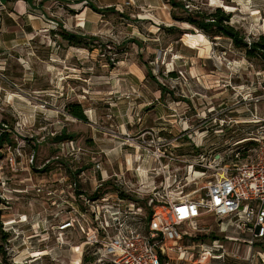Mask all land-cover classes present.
Here are the masks:
<instances>
[{
  "label": "rangeland",
  "instance_id": "rangeland-1",
  "mask_svg": "<svg viewBox=\"0 0 264 264\" xmlns=\"http://www.w3.org/2000/svg\"><path fill=\"white\" fill-rule=\"evenodd\" d=\"M20 1L0 0V140L7 139L0 144V229L7 240L0 239V264H111L84 245L81 232L59 230L74 215L70 206L83 211L70 189L73 180L92 196L100 176L91 174L96 164L102 171L125 172L127 156L134 171L125 182L131 191L142 188L135 169L146 172L148 164L132 166L138 141L152 128L177 135L178 123L186 119L193 127L203 124L178 142L174 155H196L193 142L200 138L205 147L228 152L254 128L233 121L264 116V64L248 60L226 38L207 39L173 20L166 0H30L24 10ZM175 1L189 12L222 9L246 42L264 36V0ZM63 33L78 37L82 47L69 45ZM68 103L82 106L85 122L66 113ZM149 167V175L158 169ZM180 175L184 193L207 180L186 185ZM217 223L198 222L208 230L194 232V243L220 239L231 249ZM227 235L248 238L233 228ZM252 255L249 261L241 253V260L212 264H262L264 241ZM195 260L196 255L186 261L175 257L172 264H198Z\"/></svg>",
  "mask_w": 264,
  "mask_h": 264
},
{
  "label": "built area",
  "instance_id": "built-area-1",
  "mask_svg": "<svg viewBox=\"0 0 264 264\" xmlns=\"http://www.w3.org/2000/svg\"><path fill=\"white\" fill-rule=\"evenodd\" d=\"M221 123L218 127H224ZM233 123L254 128L252 133L230 144L228 152L207 148L200 138L198 143L193 142L199 153L191 157L176 156L175 149L179 148V141L203 123L193 127L186 119L178 123L180 132L177 135L165 128L149 129L144 134L149 139L143 136L138 141L132 161V166L133 163L148 164L146 172L140 166L135 169L139 178L138 172H143L142 188L131 191L125 182V175L134 171L128 168L127 157L125 172L101 178L92 196L73 180L70 189L83 206V213L70 206L74 211L70 214L74 215L62 221L59 230L81 232L84 245L96 248V253L111 264H172L175 257L186 261L194 259L195 255V263L212 264L228 259L241 260V253H245V261L251 260L255 244L264 241V116L252 115V119L234 120ZM69 142L72 151H77L73 141ZM33 160L31 156L30 164ZM152 164L158 169L149 175ZM170 164L178 167L171 170ZM95 171L103 172L99 163L91 174ZM180 173L185 175L186 185L196 179L207 180L196 190L184 193L180 188ZM112 177L114 184L110 185ZM159 177L158 186L156 179ZM137 200L143 201L145 208L140 207ZM208 218L219 222L218 231L224 235L225 243L232 244L231 249L221 245L220 239L211 240L209 245L193 241L189 246L182 244L184 238L192 240L194 232L208 230L198 226V222ZM230 228L248 238L243 237L241 242L227 235ZM110 230L114 234L110 235ZM260 260L264 264L263 258Z\"/></svg>",
  "mask_w": 264,
  "mask_h": 264
},
{
  "label": "trees",
  "instance_id": "trees-1",
  "mask_svg": "<svg viewBox=\"0 0 264 264\" xmlns=\"http://www.w3.org/2000/svg\"><path fill=\"white\" fill-rule=\"evenodd\" d=\"M28 5L31 3L30 0H23ZM171 5L172 19L181 23H186L192 28L199 32V35H204L207 39L215 40V38L222 37L230 40L234 49L242 51L248 60H257L264 64V36H259L252 41L245 40L244 36L235 30L229 24V15H227L222 9L217 8L212 13L207 14L201 10H195L189 12L183 2H177L175 0H166ZM92 7V6H91ZM93 11H97L92 8ZM179 14V15H178ZM63 40L69 45L74 47H82L81 40L69 34H62ZM149 76V75H148ZM65 111L72 118L80 122H85L86 118L84 115V110L82 106L78 103H68L65 106ZM62 137V136H61ZM60 137V138H61ZM58 138V139H60ZM7 141L3 136L0 140V144ZM64 140H59V142ZM58 164V163H57ZM49 168H43L42 172L46 173ZM1 215V212H0ZM1 227V225H0ZM1 240L6 243V234L0 229ZM193 242L196 241L195 238L192 239Z\"/></svg>",
  "mask_w": 264,
  "mask_h": 264
},
{
  "label": "crops",
  "instance_id": "crops-1",
  "mask_svg": "<svg viewBox=\"0 0 264 264\" xmlns=\"http://www.w3.org/2000/svg\"><path fill=\"white\" fill-rule=\"evenodd\" d=\"M22 2V3H21ZM25 5H28L27 3H25V1H20L19 3H18V8H22L23 10H24V6ZM30 5V4H29ZM127 157V156H126ZM120 166H121V164H119ZM119 165H118V167H119ZM120 170V171H119ZM124 171H123V168H122V170L120 169V168H117L116 167V169L114 170V171H112V170H107V171H103V172H101V174H100V176L97 174V177H98V181H101L99 178L101 177V178H104V179H106L107 177H110V176H113L114 174H117V173H123ZM128 175H130V174H128ZM141 175V174H140ZM141 177V179H142V176H140Z\"/></svg>",
  "mask_w": 264,
  "mask_h": 264
},
{
  "label": "bare ground",
  "instance_id": "bare-ground-1",
  "mask_svg": "<svg viewBox=\"0 0 264 264\" xmlns=\"http://www.w3.org/2000/svg\"><path fill=\"white\" fill-rule=\"evenodd\" d=\"M43 255H44V253H43Z\"/></svg>",
  "mask_w": 264,
  "mask_h": 264
}]
</instances>
